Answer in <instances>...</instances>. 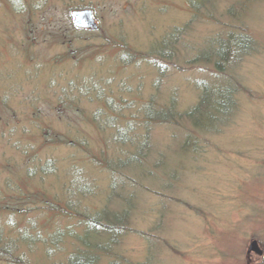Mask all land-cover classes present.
<instances>
[{
    "label": "rangeland",
    "instance_id": "1",
    "mask_svg": "<svg viewBox=\"0 0 264 264\" xmlns=\"http://www.w3.org/2000/svg\"><path fill=\"white\" fill-rule=\"evenodd\" d=\"M212 6L215 15L188 0H0V208L5 197L15 206L24 192L27 211H2L6 232L31 219L47 233L71 226L80 232L78 218L57 216L49 202L69 198L76 167L93 187L72 195L80 211H129L126 230L100 264H264V0ZM83 8L93 9L97 30L75 28L72 13ZM233 27L257 47L227 76L200 54ZM178 29L174 53L164 49L171 59L161 58L155 44ZM226 80L236 106L223 123L201 128L186 112L198 103L200 86ZM143 107H168L173 118L146 125ZM117 110L136 117L129 136L146 143L142 165L119 172L106 160L120 151L109 147V158L99 157L109 132L92 121ZM48 160L55 171L43 175ZM252 241L261 254L249 250ZM64 244L62 256L39 262L45 254L38 243L29 264L66 262L75 244Z\"/></svg>",
    "mask_w": 264,
    "mask_h": 264
},
{
    "label": "trees",
    "instance_id": "2",
    "mask_svg": "<svg viewBox=\"0 0 264 264\" xmlns=\"http://www.w3.org/2000/svg\"><path fill=\"white\" fill-rule=\"evenodd\" d=\"M190 1L191 7L197 11L205 9L209 6V11L212 15H215L214 0H188ZM22 2H19L18 6L15 5L16 9L20 8ZM234 10V9H233ZM232 8H229L227 12H231ZM234 28V27H233ZM180 30H174L170 35H168L163 43L155 44L156 53L161 55L163 59L170 60V56L164 54L165 48L170 49L169 55L172 51V47L175 44V41L179 39ZM257 47V42L254 38L247 33L243 28H234L225 31L224 34H218L213 38V41H209L206 44L203 52L200 54V58L212 62L216 73H221L229 76L228 69L235 65L239 59L243 56H246L254 52ZM237 61V62H236ZM229 80V79H228ZM228 80L223 82V84L213 85L208 83L207 85L200 86V94L198 103L190 110L186 112V116L191 120L197 122L201 128L212 127L220 124L229 115L230 111L236 106L235 95L236 91L234 84L226 83ZM238 82V81H237ZM199 87V86H198ZM107 101V100H106ZM1 103L5 105L7 103L6 97L1 96ZM148 107V106H147ZM144 108V107H143ZM174 110V109H173ZM145 112H141L144 115V120L142 123L150 124L153 121L160 123H168L173 118V111L164 107L160 110H155L150 108H144ZM120 112L117 110L115 113H110L109 116L105 118L102 115L95 116L92 121L98 125L99 131L109 132L103 139L104 151L101 150L99 157L103 156L104 160L108 159V154L106 151H109V147L117 152L123 153V158L120 157L121 153L117 156V159L113 160L112 156L106 160V165L110 168H113L115 171L123 169L131 165H142L141 159L145 158L146 152L143 150L145 148L142 140L133 141L131 136H129L128 127L137 123L135 120L136 117L132 116L131 119L127 117L123 118L119 115ZM36 115V114H35ZM225 118V119H224ZM126 121V125L123 126L121 123ZM112 122V124H110ZM121 122V123H120ZM218 129V128H217ZM13 131V130H12ZM80 141H83L81 138ZM83 145V143H81ZM85 146V145H83ZM132 151V152H130ZM91 155H88L90 159L94 157V153L90 152ZM98 159V157H95ZM140 158V159H139ZM138 159V160H137ZM98 162V160H95ZM92 162V161H91ZM55 161L48 160L41 168V173L43 175H48L54 173L55 171ZM72 182L70 187H67L66 192L69 198L65 201L60 200L59 198H53L51 201L53 204V210L57 216H67L74 217L77 219L76 226H81L80 232L76 227H68L66 229H61L55 227L48 233L45 232L44 227H36L33 219L28 221L24 227L17 228L16 233L6 232L4 226L0 225V261L5 260L8 264H29L31 255L34 253V249L38 246V243H42L44 246V254L39 262L47 261L51 256L56 257L61 255L59 252H64L65 244L67 241H70L71 244H75L72 247L71 251L68 252V257L66 262L64 261L61 264H100V254L104 251L112 250L111 245L118 243L123 235V230H126V221L129 217V211L126 208H123L118 211H101L97 214L90 212L85 213L80 211L78 198L72 197V195L79 194L83 196L86 194L87 190L90 192L92 187V181H83L84 175L80 174L81 170L76 167L72 168ZM30 175H32L30 173ZM42 175V176H43ZM75 176V177H74ZM74 177V178H73ZM79 180L77 183L76 180ZM85 180V179H84ZM91 184V185H90ZM77 185H79V190H77ZM24 193V192H23ZM23 193H19L17 196L18 199L14 202L15 206L9 207L8 203L12 202L10 198L5 197L7 204L0 208V213L2 211H10L11 213H25L26 208L22 202L19 200L20 197L24 196ZM16 198V195L13 197ZM48 200V199H47ZM48 203V202H47ZM51 204V205H52ZM10 208H14L11 210ZM48 210V209H47ZM79 215V216H78ZM13 222V221H12ZM13 224H16L13 222ZM17 225V224H16ZM46 233V234H45ZM102 236H104L103 239ZM62 256V255H61ZM58 264V263H53ZM110 264H122L121 261H116Z\"/></svg>",
    "mask_w": 264,
    "mask_h": 264
},
{
    "label": "water",
    "instance_id": "3",
    "mask_svg": "<svg viewBox=\"0 0 264 264\" xmlns=\"http://www.w3.org/2000/svg\"><path fill=\"white\" fill-rule=\"evenodd\" d=\"M93 12L91 9H84V10H75L73 11L74 17V24L76 27L81 28H90V29H97L98 25L95 22L94 17L92 16ZM249 250H254L261 254V250L258 246L257 241H252L250 244Z\"/></svg>",
    "mask_w": 264,
    "mask_h": 264
},
{
    "label": "bare ground",
    "instance_id": "4",
    "mask_svg": "<svg viewBox=\"0 0 264 264\" xmlns=\"http://www.w3.org/2000/svg\"><path fill=\"white\" fill-rule=\"evenodd\" d=\"M94 17V16H93ZM94 19H95V17H94ZM95 22H96V24L98 25V23H97V21L95 20ZM99 26V25H98Z\"/></svg>",
    "mask_w": 264,
    "mask_h": 264
}]
</instances>
